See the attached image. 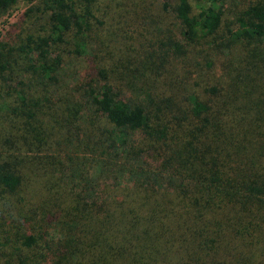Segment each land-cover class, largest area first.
Listing matches in <instances>:
<instances>
[{"label":"trees","instance_id":"16d2710c","mask_svg":"<svg viewBox=\"0 0 264 264\" xmlns=\"http://www.w3.org/2000/svg\"><path fill=\"white\" fill-rule=\"evenodd\" d=\"M0 264H264V0H0Z\"/></svg>","mask_w":264,"mask_h":264},{"label":"rangeland","instance_id":"374dc122","mask_svg":"<svg viewBox=\"0 0 264 264\" xmlns=\"http://www.w3.org/2000/svg\"><path fill=\"white\" fill-rule=\"evenodd\" d=\"M23 9H24V6H20L19 9H18V11L14 12L12 14V16L1 19L0 20V29L3 30L4 28H6L5 22H12L13 19H14V16L17 15L18 12H21Z\"/></svg>","mask_w":264,"mask_h":264}]
</instances>
